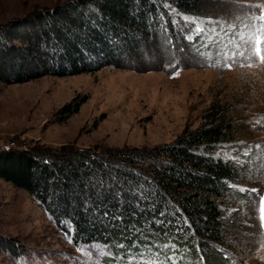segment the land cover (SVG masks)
<instances>
[{"label": "rangeland", "instance_id": "374dc122", "mask_svg": "<svg viewBox=\"0 0 264 264\" xmlns=\"http://www.w3.org/2000/svg\"><path fill=\"white\" fill-rule=\"evenodd\" d=\"M64 1L0 0V30ZM202 1L201 12L160 1L170 24L161 11L157 31L118 64L24 82L0 79V151L64 144L100 151L144 149L173 143L186 129L206 124L210 111L240 122L242 132L234 140L197 151L235 167L233 178L224 179L230 188L216 197L224 214V243L217 251L201 248L199 258H190L187 244L155 239L167 257L140 248L133 251L139 264H183L187 257L184 264H264V62L253 55L251 66L239 58L228 68L215 52L254 51L258 38L264 54V0ZM76 96L85 98L79 110L58 120L61 107ZM64 225L27 189L0 177V264H78L82 259L118 264L112 245L76 238L73 224L64 220ZM89 249L100 255L90 256Z\"/></svg>", "mask_w": 264, "mask_h": 264}, {"label": "trees", "instance_id": "16d2710c", "mask_svg": "<svg viewBox=\"0 0 264 264\" xmlns=\"http://www.w3.org/2000/svg\"><path fill=\"white\" fill-rule=\"evenodd\" d=\"M160 1L66 0L13 20L0 30V79L24 82L118 64L157 31L163 23L161 11L170 24L171 15ZM169 1L184 11H202V0ZM84 100L76 96L63 105L58 120L78 111ZM209 114L206 124L186 129L173 143L151 148L100 151L64 144L3 149L0 177L27 189L62 226L64 220L71 222L76 238L115 246L116 238L132 236L140 248H158L165 257V249L154 240L173 238L189 246L186 256L199 258L201 248L217 251L224 243V214L216 197L230 188L224 179L233 178L235 167L197 151L201 145L211 149L219 141L234 140L242 132L240 122L214 111ZM121 185L125 194L118 207ZM129 188L150 193L147 198L155 201L157 214L159 206H171L169 211L182 220L183 229L177 231L180 225L175 221L171 226L148 223L151 211L141 210L134 220L137 208L135 197L127 195ZM118 214L124 217L122 223L113 220ZM142 222V235L129 231L128 225L137 228Z\"/></svg>", "mask_w": 264, "mask_h": 264}, {"label": "snow or ice", "instance_id": "6c2138e0", "mask_svg": "<svg viewBox=\"0 0 264 264\" xmlns=\"http://www.w3.org/2000/svg\"><path fill=\"white\" fill-rule=\"evenodd\" d=\"M185 19H187V18L185 17ZM218 39L219 38H217V41H218ZM208 47H209V49L212 48L211 45H209ZM238 47H242V45L238 46ZM215 52H216V55L218 57L224 59V62L226 63L228 68H232L233 66H235V63L237 62V60L239 58H243V60L240 61L241 63L247 61L249 66H251V63H252L251 58L253 55L259 57L261 62H264V54H261L262 49L260 47V40L258 38H256V46H255L254 51L249 48L247 52L232 50L229 53L228 51H222L219 48H217L215 50ZM197 54L199 55V53H197ZM229 56H230V61L227 59ZM178 74L179 73H177V75ZM120 187H121V192L117 196L118 207H119V200L122 199L124 194H125L124 190H123V185H121ZM253 191H256V190H253ZM127 195L135 197L134 207L137 208V212L132 214L134 220L139 218V214H140L141 210L151 211V218H150V220L147 221L148 223L158 224L160 226L167 224V225L171 226L173 224V221H175L177 225H180V227L177 229V231H180L183 229L182 220L177 215H175L169 211V208L171 206H169V207L159 206L160 211L158 214L156 213L155 208L157 207V205L155 204V201L149 200L147 198L149 195H151L150 193H144L142 190H138L137 188H129L127 191ZM260 199H261L262 203H264V196H261ZM104 216L107 218L108 213L105 212ZM166 216H168L170 218L165 219ZM261 219L264 220V216H262ZM113 220L122 223L124 220V217L122 215L118 214V215L113 217ZM262 226H264V225H262ZM127 227L129 229V231L135 232V233H137V235H142V232L140 231V229H142V227H143V222L137 228H132L131 224L128 225ZM116 239H117L118 243L115 246H111V249H118L119 250L120 260L118 261V264H139V257L136 255H133V251H135L136 253H139L140 252V244L136 240H133L132 236H128L126 238L118 237ZM129 241L131 243H129ZM88 251H89L90 256H92V255L99 256L100 255V253L93 254L91 249H89ZM78 264H95V261L93 259H82L81 261H78Z\"/></svg>", "mask_w": 264, "mask_h": 264}, {"label": "built area", "instance_id": "2783aa9c", "mask_svg": "<svg viewBox=\"0 0 264 264\" xmlns=\"http://www.w3.org/2000/svg\"><path fill=\"white\" fill-rule=\"evenodd\" d=\"M155 250H157V251H158L159 249H158V248H156ZM146 251H149V249H147Z\"/></svg>", "mask_w": 264, "mask_h": 264}]
</instances>
